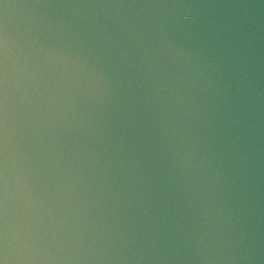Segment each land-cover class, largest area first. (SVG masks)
<instances>
[{"label": "clouds", "instance_id": "9594fccd", "mask_svg": "<svg viewBox=\"0 0 264 264\" xmlns=\"http://www.w3.org/2000/svg\"><path fill=\"white\" fill-rule=\"evenodd\" d=\"M0 264H264V0H0Z\"/></svg>", "mask_w": 264, "mask_h": 264}]
</instances>
